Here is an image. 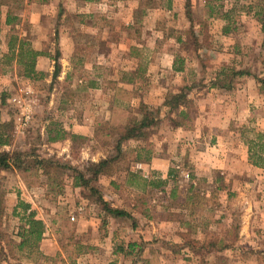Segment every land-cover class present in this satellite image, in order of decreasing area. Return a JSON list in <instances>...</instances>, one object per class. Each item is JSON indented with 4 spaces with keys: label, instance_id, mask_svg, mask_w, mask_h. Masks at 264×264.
Listing matches in <instances>:
<instances>
[{
    "label": "rangeland",
    "instance_id": "rangeland-1",
    "mask_svg": "<svg viewBox=\"0 0 264 264\" xmlns=\"http://www.w3.org/2000/svg\"><path fill=\"white\" fill-rule=\"evenodd\" d=\"M262 7L263 0H0V101L5 97L0 109L2 130L10 136L0 151L22 153L20 167L25 169L15 168L17 172L13 173L0 168L4 170L0 171V263H24L16 244H9L21 240L24 203H32L37 217L45 218L53 227L57 243L49 247L62 251L47 256L43 264H90V260L103 264L106 252L112 251L107 244L110 237L116 239L114 247L119 252L110 257L114 264H252V251L263 248L258 243H252L253 248L242 243L236 251V212L230 216L225 210V205L231 207V195L224 188L228 183L241 184L240 179L234 184L218 177V195L210 200L205 196L204 206L194 203L183 208L192 183L200 192V201L207 188L212 192L213 183H206L197 174L199 166L193 155L199 150L179 140L186 137L178 134L177 126H190L200 115L209 121L234 113L238 98L234 92L232 96L208 94L204 111L202 104L188 97L189 84L184 87L185 82L222 89L243 74H250L255 82L253 92L248 94L249 104L243 106L246 110H241L239 118L229 115L224 134L233 149L230 152L239 148L249 154L248 141L256 139V132L264 131ZM9 10L12 22L7 24ZM96 24L104 28L94 29ZM249 25L252 32L244 34ZM247 35L249 40L245 39ZM13 36L16 38L10 51ZM28 47L41 52L36 66L38 58L46 60L40 64L43 75L39 78L24 75L22 60L27 59ZM173 55L177 65L187 66L191 80L170 70L164 71V78L157 84L159 62L155 58L164 56L170 61ZM184 57L191 58V63L186 64ZM160 67L170 69L166 62ZM136 68L143 74L139 97L128 104L125 95V108L114 113L112 122L92 128L94 120L110 117L107 107L113 97L99 91L91 94V87L103 82L100 88L113 93L120 81L128 82ZM199 73L205 83L197 80ZM29 95L33 122L18 131L16 125ZM168 100L178 105L173 109ZM163 102L167 106L160 105ZM230 105L233 107L227 108ZM133 115L138 117V132L118 147L120 131L127 123L134 125ZM82 126H89V130H82ZM211 127L208 135H212ZM155 150L165 163L159 166L174 169V176L165 178L169 179L165 191L158 187L151 190L144 180L146 174L162 178L160 170L152 165L145 168L135 160L138 151L148 156ZM103 159L110 161L108 170L96 179L94 170ZM80 173L90 180L88 187L82 185ZM20 178L29 191H5L7 184L18 188ZM175 186L183 191L173 198L170 192ZM262 193L256 189L251 192L252 199H260ZM232 200L237 206V195ZM16 203L18 208L14 210ZM109 208L130 215H118ZM229 224L233 225L231 229ZM184 234L201 243L217 241V247L206 249L200 243L195 248L185 246ZM130 242L138 246L126 252ZM12 247L19 258H8ZM122 247L125 250H120Z\"/></svg>",
    "mask_w": 264,
    "mask_h": 264
},
{
    "label": "crops",
    "instance_id": "crops-1",
    "mask_svg": "<svg viewBox=\"0 0 264 264\" xmlns=\"http://www.w3.org/2000/svg\"><path fill=\"white\" fill-rule=\"evenodd\" d=\"M92 1L98 2L101 0H92ZM261 12H262V15L264 16V0H263V7H262ZM253 15H255V13ZM196 25H199V24H196ZM93 27L94 29H98V30L99 29L101 30L104 28L103 25H98V24L93 25ZM246 30L247 32L244 34H250L253 29L249 25L248 27H246ZM68 32L69 31H67V33ZM63 33H62V37L65 38V35ZM260 33H262V36L264 38L263 24L261 25ZM197 35H199V33H197ZM249 38L251 37H249L248 35L245 37L246 40H249ZM262 45L264 46V42L262 43ZM66 60L69 61L67 57H66ZM155 60L159 62L158 74L155 75L156 77H158L157 84L161 82L160 78H164L165 76L164 71H170V70L176 76L182 75L184 78L186 77L188 78L187 81L191 80V78L188 76L189 73H187L186 71L187 66L182 67L180 70L174 69V65L178 64V61L176 60L175 55L172 56L170 61L169 59L164 58V56H158L157 58H155ZM183 61L186 64H189L191 63V58L184 57ZM42 62H46L45 58L44 57L38 58V65L36 66L38 70H42L41 69L42 66H40ZM101 62L104 63L105 60L102 59ZM164 62L169 64L170 69L164 70L163 68L160 67V64H164ZM103 74L104 73H102V80H105L106 77H105V74L104 75ZM198 76H199V78L197 79L198 81L203 80L204 83L206 82L203 79L204 77L203 75H201V73H199ZM200 76H202L203 78L200 79ZM142 78H143V74H141L139 72V69L136 68L133 76L128 79V82L120 81L122 82V84H120L119 82L117 86L114 88L113 93H109V91L106 88H103V87L100 88L101 85H103V82L98 83L97 87L96 86H93V88L91 87L92 89V91L90 90L91 94L94 91H99L103 93L104 95L109 94L111 97H113V98L110 97L111 99L108 102L109 107H107V110L110 112V117L112 116L111 119L110 117H106L105 119H102V121L96 119L94 120V123H92V128L97 129L98 126L103 125V123L110 124L114 117V113H116L118 110H121L122 107L125 108L123 105H125L126 103H123V99H122L124 98L125 95H128V101H127L129 102L128 104H130V102H132L137 97H139L140 92H141L139 80H141ZM253 82L255 81L254 79H252V75L243 74L242 76H240V78L235 79V82L232 83L228 88L221 89L218 86H213L214 88H210L209 86L207 87L205 84L199 85V86L198 85L192 86L193 82L192 83L185 82L184 84H187V85H185L184 87L188 86L189 84V86L186 87L188 97L189 98L194 97L195 100L200 105L202 104V108L204 111L206 110V107H207L208 99L206 97L208 96V94L211 95L212 93H216V94L222 93L224 95L227 93L232 96V92H234V94H236L235 96H237L238 98L236 102H234V113L230 111L231 113L229 115L233 118H239L238 116H241L242 114L241 110L245 111L246 109L244 107L245 106L247 107V105L249 104L248 94L250 92H253ZM119 87H123L124 90L118 93ZM126 89L128 90V92H126ZM243 97L246 99V101ZM211 102L214 103V99L212 97H211ZM218 102L219 101H217L216 103ZM226 103L228 102L226 101ZM163 104L165 103L164 102L160 103V105H163ZM163 107L165 106L163 105ZM231 107H233V105L227 106V108H231ZM252 107L253 106H251V108ZM229 115L227 114L225 115L224 113L220 117H218L216 120L209 119V121H207L206 116L203 117L202 115H200L198 118L196 117V120L190 126L188 125L187 126L186 125L177 126L178 134L180 136L186 137V139H181L182 138L181 137L179 138V140H182L189 145L191 144L196 145L199 152L198 154L193 155L195 156L193 160H195L196 165L199 166V169H197V174L199 176H202V179H204L206 183L208 184L210 182L213 183V187L211 188H213L214 190L212 189V192H211L209 191L210 187L207 188L204 191V195H202V200L205 201L204 199L205 196L206 198H208V200H210V198H212L213 196L218 195L217 191L221 189L218 177L222 179L224 178L226 182H233L234 184L237 183V179H240L242 181L241 184H237L236 186L234 185L231 186L228 183L227 185L228 187L224 188V190H226L227 195L229 196L231 195V202H230L231 207L228 208L227 205H225L226 206L225 210L228 214H230V216H232L234 212H236L235 216H237V219H236L237 223H235L234 227L232 225L233 223L229 224L230 229L233 227V229L236 230V245L237 246L235 250L239 251L240 246H242L240 244L242 243H244V245L246 243L248 246H251L252 243L254 244L258 243L259 245L262 246L263 249L261 251H252V264H264V168L258 167L252 164L250 162L249 154L247 152L243 153V151L242 152L239 151V148H236L235 151L230 152V150H233V149L230 148L231 145L228 142L229 140L224 135L225 133H227V130H225V128H228L230 124L229 121L231 120V117ZM222 116H225L226 118L222 119ZM210 126H212L211 127L212 135H208V127ZM81 128L82 130L84 129H87V131L89 130V126L88 127L82 126ZM172 141L176 142V139H172ZM177 143H179V141H177ZM237 151L238 153H236ZM150 158H151L150 163L141 162L143 164V167L146 168V165H150V166L152 165V168H156L158 169V171L160 170L162 178L164 179L168 178L167 176H169L170 169L165 170V167L159 166V164H165L164 161L161 160L160 158L159 151L155 150L153 154L150 155ZM16 170L17 169L13 167L10 169V171L13 173ZM0 171L4 172L3 169H1ZM219 173L220 175H217ZM105 174L106 172L102 173L101 176L103 177L105 176ZM214 174L216 175L214 176ZM150 176L151 175L148 176V174H146V177H148L147 178L148 181H150L152 177ZM166 186L160 189L162 191H165ZM6 188L7 189H5V191L11 192L12 194L19 193L20 190H23L26 192L29 191L26 183H24L21 180V178H20V184L18 188L10 184H7ZM150 188L151 190H154L155 187L153 188V186L150 185ZM256 189L263 191L260 199L259 198L252 199L251 192L254 193ZM235 195H237V198H239L238 203L236 204L237 206H234L235 203H234V200H232V198ZM220 200L224 201V199H220ZM32 201L33 200H31L30 202ZM30 204H31V207L34 208V205L32 203ZM11 206L12 205H10V207ZM201 206H204V204L200 205V207ZM13 208L14 210L18 208L17 203L13 205ZM41 219H43L46 224V230H45L43 239L39 243L38 250L40 251L20 252L19 255L24 257L23 262L25 264H43L44 259L47 256H57L62 253V251H52V249L49 247L50 245L56 246L57 241L55 240L54 233H53V227L51 226V224L45 218L42 217ZM220 219H222V216H220ZM88 224L90 223L88 222ZM116 234L118 235V233ZM142 236L143 235H141V233L138 234L139 238H142ZM108 238L109 237L105 238V240ZM109 240H110V243L107 242V244H108V247L110 245V248H112V251H110V253L109 251L106 252V256L103 258V264H114L112 261L113 259H111L110 257L111 255L116 256V254L119 253L117 252L118 249L114 247L115 246L114 242L116 241V239L114 237H110ZM91 252H94V251H91ZM35 254H37L38 257L35 256ZM88 254L89 253H85L83 255H86L87 257L88 256L92 257L90 254L89 255ZM92 254L95 255V253H92ZM8 256H9L8 258H11L10 252H8ZM95 262L96 260H90V264H95ZM97 262L99 264V261Z\"/></svg>",
    "mask_w": 264,
    "mask_h": 264
},
{
    "label": "trees",
    "instance_id": "trees-1",
    "mask_svg": "<svg viewBox=\"0 0 264 264\" xmlns=\"http://www.w3.org/2000/svg\"><path fill=\"white\" fill-rule=\"evenodd\" d=\"M189 1H188V7H189ZM11 10L8 11L7 14V19H6V23L10 24L12 22V17H11ZM16 37L13 36L11 42H10V51H12V49L14 48V39ZM28 44V42L26 41V45ZM24 43L21 42L20 45V49H23ZM41 52L36 51L33 48L28 47L26 49V60H22V63L24 65L25 68V72L24 75L28 78H39L40 76L43 75V73L41 71H39L36 68V59L37 56L40 55ZM182 67L175 64L174 65V69L176 70H180ZM238 74H243V72L239 71L237 72ZM264 83V81H262ZM123 87H119L118 89V93L123 91ZM126 92H128V90L126 89ZM117 95V94H116ZM1 104L5 103V97H2L1 99ZM172 104V108L174 109V106H177L178 103H174L175 101H167V103ZM183 112V111H182ZM138 117L136 115H133L132 118V122L134 125H130L129 123L126 124V126L123 128V130H121V137L118 141V147L121 146V141L130 139L132 137H134L137 134V129H138V125L136 124ZM145 125V121L141 122V125ZM3 129V122H2V118H1V109H0V148L6 144H8V142L10 141V136L8 134H6V132ZM66 135V134H65ZM74 137L78 136V135H73ZM248 145H249V158L251 160V162L254 165L257 166H264V131H258L256 132V139H250L248 141ZM24 158H22V153H9L6 150H2L0 151V168L3 169H11L13 168H17L20 170H25L22 169L20 167L21 161H23ZM136 161L139 162H145V163H150L151 158L150 155L148 156H144L141 151H138V154L135 158ZM46 160H42V162H45ZM110 161L108 159H103L102 161L99 162V164L97 165L95 171V177L97 179V177H99L102 173H105L108 170V165H109ZM30 167H26V170H29ZM45 173V172H44ZM133 176H137L138 173H131ZM85 173H80L79 178H81L83 180L82 185L88 187L90 184V180L86 179L85 177ZM174 176V169L170 170L169 173V178ZM146 181L147 184L152 185L153 187H158V188H164L168 182L169 179H164V178H158V179H154L153 177H151L150 181H148V179H144ZM79 183H76V185H78ZM95 189V191L97 192V189L95 187H92V190ZM181 189H178L177 186L173 187L171 189L170 195L174 198L176 196L177 193H181ZM187 192H188V196L185 197V199L183 200V208H188L190 207V204H199V205H203L202 199L201 201L199 200L200 196V192L199 190L197 191V186L195 184H191L188 188H187ZM198 198V199H197ZM23 204V203H22ZM175 204V203H174ZM24 212L25 214L22 216V218L25 219V226H24V231H22L21 233H19V235L21 236V240L20 241H11L10 244L8 242V244L11 246V243H15L19 252H23V251H39V243L40 241L43 239L44 237V233L46 230V224L44 222L43 219L38 218L36 215V212L31 209V204L30 203H24ZM111 212H114L118 215H130L127 211L122 210V209H108ZM188 235L184 234V243L183 245L185 246H190L191 248H195L194 245L195 244H201L202 248H206V249H210V248H214L217 247V241H204L201 243V241L199 239H190L189 237H187ZM138 246V243L135 242H130L127 245V251L126 252H130V251H135L136 247ZM14 247V246H13ZM11 248L9 251L10 255L12 256H16L17 258H19L17 256V254L14 252V248ZM120 250H125V248H121ZM1 264V263H0ZM18 264H25V263H18ZM151 264H155V263H151Z\"/></svg>",
    "mask_w": 264,
    "mask_h": 264
},
{
    "label": "built area",
    "instance_id": "built-area-1",
    "mask_svg": "<svg viewBox=\"0 0 264 264\" xmlns=\"http://www.w3.org/2000/svg\"><path fill=\"white\" fill-rule=\"evenodd\" d=\"M27 99H28L29 103L26 102V110L24 111L23 116L19 117V122L16 125L18 131L21 128L22 129L28 128L33 122V117H34L33 112L34 111L32 110V108L30 106V102H31L30 95Z\"/></svg>",
    "mask_w": 264,
    "mask_h": 264
}]
</instances>
